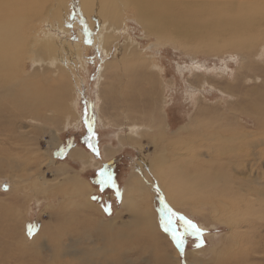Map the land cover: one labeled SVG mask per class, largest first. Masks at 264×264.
<instances>
[{
    "label": "rangeland",
    "instance_id": "rangeland-1",
    "mask_svg": "<svg viewBox=\"0 0 264 264\" xmlns=\"http://www.w3.org/2000/svg\"><path fill=\"white\" fill-rule=\"evenodd\" d=\"M27 1L24 23L18 27L21 37L17 43L21 47L19 51L8 49L10 55L18 56L17 62L11 65L10 78L28 82L35 76L30 81L34 87L51 92L50 95L57 89L63 92L58 104L40 105L34 120L28 116L9 120L8 111L13 109L7 110L5 104L12 97L1 98L6 108L3 106L0 110V264H114L116 256L111 250L106 249L103 263L100 255L93 253L91 239L98 235L94 228L87 229L82 222L83 212L89 213L86 220L95 224L111 220L118 226L129 224L139 212L152 218L158 235L155 243L137 239L140 247L131 241V249L128 246L127 250L121 249L116 264H264V145L254 150L260 157L253 168L258 180H262L258 184L251 186L238 174V171H248L246 163L238 166L235 155L222 153L218 157L227 162L216 167L221 172L216 175L218 180L214 179L215 168L207 174V185L215 186L199 189L208 197L206 200L192 194L189 184L176 182L173 179L176 171L171 165L165 170L169 173L159 175V186L147 173L138 176L150 187L147 193L137 196L134 189L123 192L128 182L137 184L133 174L138 164L152 160L162 149L170 158L173 154H183L173 157L175 164H172L186 162V167H190L188 162L193 155L186 147L195 131L201 133L194 135V142L206 141L204 136L209 134L216 137L221 130L227 137L246 132L264 134V129L258 126V117L246 111L249 98L256 92L264 93V24L252 30L248 40L231 39L206 46L202 39L179 36L185 31L180 32L178 27L165 28L161 36H156L122 0H88L97 5H114L120 11L121 22L115 36L108 40L111 46L107 52L102 44L91 39L96 33L85 27L87 21L77 22L73 0H66L67 30H58L43 13L49 2L53 5V0ZM161 1H170L171 5L156 9L160 16L168 19L177 16L176 24L179 19L191 20L189 30L199 24L197 19L203 15L202 8L193 12L183 10L182 6L180 12L176 11L180 5H174V0ZM209 1L204 5L211 14L206 16L210 20L216 13L223 14L224 7L233 3V0ZM242 3L236 1L238 6ZM257 13V18L264 17V10ZM51 34L53 43L66 41L71 47H77V54L53 61L46 70L36 71L42 64H38L34 54L26 53L25 44L32 41L40 55L38 47L41 50ZM119 49L132 55L123 53L124 57L118 59ZM60 61L61 67L57 66ZM238 109L246 112L238 113ZM203 113L207 115L202 116ZM24 124L26 131L22 128ZM133 127L135 136L131 135ZM159 131L162 136L157 135ZM67 150L83 156L70 158ZM251 150L241 148L244 162L255 159L249 155ZM114 161L119 165L110 166ZM58 169L66 170L67 175L58 177ZM102 169L114 182L103 189L99 184ZM67 176L75 178L80 185L78 197L73 196V190H68ZM45 188L51 193L44 192ZM151 188L159 193L152 192ZM215 189L217 194H213ZM63 193L70 195L68 202L64 201ZM127 193L135 201L133 211H125L123 207ZM63 202L67 209L61 206ZM165 205L203 230V246L196 247L199 239L186 235L181 255L171 233L165 231L170 215ZM30 226L32 235L28 232ZM174 226L183 231L179 219L174 220Z\"/></svg>",
    "mask_w": 264,
    "mask_h": 264
},
{
    "label": "bare ground",
    "instance_id": "bare-ground-1",
    "mask_svg": "<svg viewBox=\"0 0 264 264\" xmlns=\"http://www.w3.org/2000/svg\"><path fill=\"white\" fill-rule=\"evenodd\" d=\"M53 1H54L53 5H52V3L49 2V4L47 5L48 7L46 8V10L43 13H44V15H46L47 19L48 18L50 19V21L52 22V25L54 24V27H56L58 30H61V29L67 30V2H66V0H53ZM206 1L210 3L209 0H192V1H190V0H174V5H177V4L180 5V7L176 8V11L178 10L181 12L182 6L184 7L183 10H189V11L196 10L199 7L202 8V14L203 15L201 16V18L197 19V22H199V24L192 25L190 30H189V24L188 23H191L190 22L191 20H189V22H188V21H184V20L179 19L178 24H176V22L174 20L176 18L178 20L177 16L175 19L173 17H172L173 19H168V18L160 16L157 13L156 9L160 10L159 8L161 6L167 7V6L171 5L170 1L164 2L161 0H122V2L125 3V5L132 7V9L137 12L139 20L143 23H146V28L151 33H154L156 36H158V37L161 36L160 32L165 28L173 27L176 29L178 27L180 29L179 30L180 32H182V30L185 31L184 33L180 34L179 36H182V38L183 37H187V38L193 37L196 39H202L204 42L203 45H206V46L208 44L212 45V44L221 43L222 41H225V40L231 41V39L239 40L241 38L242 40L243 39L248 40L247 38H250V36H248V35H250V32L252 30H254L258 25L261 26L264 24V17H262V18L260 16H259L260 18L256 17V13L258 11L264 10V0H241V1H243V3L239 4V6L236 5V1H238V0H233V3L228 8H225L223 6L225 9L223 14H222V12H220V14L216 13L217 16L212 20H210V18L207 19V17H206V16L210 17L209 15H211V14H209V10L207 8H205ZM215 1L216 0H214V2ZM27 2H28L27 0H0V110H2L5 106L7 107V110L13 109L12 112L8 111L9 114H7V116L9 117L8 119L13 120V121L17 120L19 117L24 118L27 116H28V118L30 117L31 119L34 120V117H36L35 113H37L36 110L40 105L41 106L43 105L45 107H47V106L50 107L53 104H58L59 98L62 96V92H63V89H60V90L57 89L56 92H54V93H52V95H50L51 92L41 91L42 89L40 90V87L39 88H38V86L34 87L32 85V83L30 82L31 79L34 80L33 78L35 77L32 75H31L32 76L31 79L27 80L28 82H21L20 79H18V80L13 79V81H12V78H10V76H12L11 75L12 73L10 71L11 65L13 64V62H17L18 56L13 57V55H10L11 51H8V49H10V47H11V49H14V50L16 49L15 51H19V49L21 47L20 43L19 44L17 43L19 41L18 38L21 37V32H20L21 30H19L20 28H18V27L23 25V23H24L23 20L25 19L26 14H23V13H26L25 11H26ZM73 3H74V10L73 11H74V14L76 16L75 18H77V22L87 21V22H85V23H87V24H85V25H87L85 27L96 33L92 36L91 39L93 41H98L100 44H102L103 48L108 52L110 49V46H111V41H108V40H111L115 36L114 34L119 27V22H121L119 9L117 7H115L114 5H107V4L97 5V4L89 2L88 0H73ZM126 3H129V5ZM34 5H36V4H34ZM209 7H211V6H209ZM42 8H44V7H42ZM199 9H197L196 11L199 12ZM213 9H214V7H213ZM219 10H221V7ZM239 13L241 14V16H239ZM21 14H23L24 16H22V17L18 16ZM176 14H177V12H176ZM195 14H196V12H195ZM223 15L225 17H223ZM193 16H194V14H193ZM214 16H215V14H214ZM94 19H96V20H94ZM98 31L100 32L99 34L97 33ZM246 36H248V37H246ZM172 37H173V35H172ZM176 38H177V35H176ZM53 40H54V38H53V35L51 34L48 36V39L45 41L43 48L40 50V48L38 47V51H40L39 53L41 55V58H40V55L38 54V52L34 49V46L36 44H34L32 41L31 42L28 41V43L25 44V45H27L25 47L26 53L34 54L36 60L39 62L38 64H40V63L42 64L41 66L38 65L36 67V71L41 70V68H45V70H46V69L50 68L51 63L53 61L58 62L57 60L63 59L64 57L70 58L72 55L77 54L76 53L77 47H75V46L71 47L68 44V42H66V41H64L60 44H57L55 42L53 43ZM12 43H13V45H12ZM225 43H226V41H225ZM234 44H235V42H234ZM226 46H228V45H226ZM224 48H225V45H224ZM120 50L121 49L118 50L120 52L118 59H121L124 57L123 53L129 54L130 56L132 55L131 53L121 52ZM119 52H117V53H119ZM70 63H72V62H70ZM61 64L62 63L60 61L57 66L61 67ZM16 65H17V63H16ZM53 69H54V67H53ZM63 71H65V70H63ZM71 72H74V71L72 70ZM70 75H71V73H70ZM100 79H101V77H100ZM259 92H261V91H259ZM259 92L258 93L256 92L257 94L255 93L253 95V97L249 98V101L251 103L249 102V106H247L248 108L246 107V111L249 112V114H253L254 116L258 117V121H257L258 126H259V128H261L263 130L264 129V118H263L264 116L262 117V113L264 112V93L259 94ZM3 96L12 97L11 101L8 104H5V106L1 102V98ZM97 97H99V96L97 95ZM7 102H8V100H7ZM3 103H5V102H3ZM237 106H239V105L237 104ZM14 108H16V111H14ZM57 109H59V108H57ZM242 111H244V110H242ZM242 111H240L239 109L237 110L238 113L239 112L242 113ZM246 111H244V112H246ZM201 115H199V116H201ZM205 115H207V113L202 115V116H205ZM199 116H197V118ZM155 118H153V119H155ZM215 118H217V117H215ZM151 121H152V119H151ZM159 125H160V123H159ZM22 128L25 130V129H27V126H25V124H24L22 126ZM165 128H166V126H165ZM135 130H136L135 127L131 128V131H132L131 135L135 134L134 133ZM199 131L193 132L194 134H193L192 138H190L189 141L186 140L187 141V147L186 148H189L190 153H192L191 155H193V158H191L188 162L190 167H186V165H185L186 162L180 163L181 161H178V160L177 161L180 164L174 165L175 163L173 161H175V160L173 159V157H177V155L182 156L183 154H181V153H179L177 155L173 154V157L170 158V157H168L169 153L166 154L167 152L164 149H162V151L159 153V155L153 156L152 160L141 161L138 164V166L135 169L134 174H133V176L135 178H137V184L134 185L131 181L128 182L129 184L125 187L123 192L126 193V192H129L131 189H134V190H136L137 196H139V194L144 193V192L147 193L149 191L148 189H150V187L148 186V184L144 183V181L138 176H140V175L143 176L144 173H147V174L151 175L149 177V179H152L153 182L155 184H157V186H159V182H161L159 175L163 172H166L165 171L166 167H169V165H171L172 167H174V169L176 171L175 175L171 174L174 176L173 179L176 180V182H178V183L182 182L185 185L189 184L188 189L191 190V193L193 192L192 194L201 198L204 194H201L199 192V189L206 188L208 186L211 187L212 185L215 186L214 184L207 185L209 182V180L207 179V174H209L210 171H212L214 168L216 169L218 164L220 165L222 163L227 162V160L221 161V159L218 157V154H222V153L226 154V155H230V156L235 155L238 166H242L243 163L247 164V170L248 171H246L245 173L238 171L239 172L238 174L241 176L243 175V179H245L249 185L252 186V184H258L260 181H262V180H258L257 172L255 173L253 171V168H255L254 164H255L256 160L260 158L254 152V150L257 147H259L260 145H262V146L264 145V141H261V136H264V134L258 135V133H257V135H255L253 132L252 133L246 132V133H241V134H236V135L234 134V137H227V136H223L224 133H222L221 132L222 130H221L218 132L219 134L218 135L216 134L217 136L213 137V138L210 137V134L205 135L204 137H205L206 141H204V142L192 141V139H194L195 136H198L199 133H201ZM201 131H202V129H201ZM186 134H187V132H186ZM157 135L162 136V133L159 131V134H157ZM228 136H230V134H228ZM136 138H137V136H136ZM7 139H8V137H7ZM135 141H137V140H135ZM211 142H213V143H211ZM174 146H173V148H174ZM243 147H248L249 149H252L251 150L252 153L249 155H254V157H255L254 160H252V161L248 160V162L247 161L244 162L245 159L242 158L241 151H240L241 148H243ZM174 151H176V149ZM236 151H238V152H236ZM67 154L70 158L72 157V158H79L80 159L83 156L82 153L76 152L73 150H69L67 152ZM184 156L188 157V155H184ZM203 158H205L206 161H204ZM181 159H184V158L182 157ZM172 162L174 164H172ZM231 162H230V164H231ZM257 163L259 164V162H257ZM228 165H229V163H228ZM171 166L169 168H171ZM154 167H157V168L154 170L153 169ZM218 172L221 173L219 171V168L214 171L215 181L218 180V178L216 177ZM56 175L58 177H64L65 175H67V171L64 169H58L56 171ZM168 175H170V174H168ZM167 176H165V177H167ZM66 178H69V179H65V181L67 182V185H68L67 186L68 190H73L74 191L73 196L78 197L77 190L80 187V185L77 184L78 183L77 180L75 178L70 177V176L69 177L67 176ZM229 178H231V177H229ZM169 179L170 178H167V180H169ZM214 179H212V181H214ZM164 182H166V181H164ZM219 182H221V180ZM178 183H176V185ZM221 184H222V182H221ZM171 185H172V183H171ZM171 185H168V186H171ZM185 185L182 184V186H185ZM234 185H235V183H234ZM175 187H177V186H175ZM255 187H254V189H256ZM182 188L183 187H181L180 190L183 192ZM185 188L186 189H184V191H187L188 190L187 187H185ZM151 189H152V192L157 191V190H155L156 188L155 189L151 188ZM217 191L218 190L215 189L213 191L214 192L213 194H217L216 193ZM44 192L51 193V190L45 188ZM157 192L159 193V190ZM255 192L256 191H254L253 193H255ZM222 193H224L223 190H222ZM257 193H258V191H257ZM69 196L68 195L65 196L63 193V198H64L65 202H68V199H70V198H67V197H69ZM203 197H205V196H203ZM212 197H214V196L212 195L211 198ZM229 198L230 197L228 196L227 199H229ZM204 199L206 200V199H208V197H205ZM232 201H233V198H232ZM224 202H226V201H224ZM233 203H235V202H233ZM122 204H123V207L125 208V211H133L134 210L135 201L133 200V198L128 193L124 195ZM227 204H229V202ZM61 206L65 209H67L66 205H64V202L61 203ZM230 209H232V207ZM241 209H242V207H241ZM228 211L230 213L229 209H228ZM222 212L225 213L224 210ZM222 212H221V214H222ZM82 215L84 217V219H82V222L85 223V226L87 227V229H93L94 228L97 231L96 233L98 236H95L94 238L91 239V241L93 242V247H91V248H93L94 254L100 255L99 258L101 259L102 263H103V261H105L104 256L108 253L107 250H111V252L115 254L116 260L114 261V264H116V263H118V257L120 255L119 253L121 251H123L121 249H125V250H127L128 248L131 249V247H130L131 241H133L135 244L140 246V243L138 242L137 239H139V241L140 240L145 241V243L150 242L151 245L154 244L155 241L157 240L158 235H157V233L153 227V223L151 221L152 218L147 213H143V212L140 213L139 212L131 220V222L129 224H124L121 226L120 225L118 226L114 220H111L109 222L102 223V224H95V222L90 223V221L86 220L87 217L90 216V214L87 212H83ZM61 222H63V221H61ZM86 227H85V229H86ZM83 229H84V226H83ZM94 235H96V234H94ZM138 235H141V236L137 238ZM76 242L77 241H75L73 243H68L67 245L69 246L70 244H74ZM96 243H100L103 245H102V247H99L98 244H96ZM127 246H128V248H127ZM148 246H149V244H148ZM140 247H142V246H140ZM155 257H157V256H155ZM156 261L159 262L158 260H156ZM108 263H110V262H104L103 264H108ZM110 264H112V263H110Z\"/></svg>",
    "mask_w": 264,
    "mask_h": 264
},
{
    "label": "snow or ice",
    "instance_id": "snow-or-ice-1",
    "mask_svg": "<svg viewBox=\"0 0 264 264\" xmlns=\"http://www.w3.org/2000/svg\"><path fill=\"white\" fill-rule=\"evenodd\" d=\"M89 43L91 41H88ZM96 151V149H93ZM101 179L99 180V183L101 185V188L106 184L114 183L112 181V178L110 175H106L105 171L102 169L99 173ZM7 186H5V189ZM95 198V197H94ZM165 209L168 213H170L169 217L166 220L167 227H165V231H169L171 233L172 239L174 240L177 248L180 250L181 255H183L184 252V245H185V236L186 235H194L199 239V243L196 245V247L203 246V230L199 228L196 224H194L191 220H188L186 217L179 215L178 213L173 212L171 209L165 205ZM106 211H109L110 209H105ZM179 219L182 221L183 224V231L178 230L174 226V220ZM29 235L33 234V229L30 226L28 229Z\"/></svg>",
    "mask_w": 264,
    "mask_h": 264
},
{
    "label": "flooded vegetation",
    "instance_id": "flooded-vegetation-1",
    "mask_svg": "<svg viewBox=\"0 0 264 264\" xmlns=\"http://www.w3.org/2000/svg\"><path fill=\"white\" fill-rule=\"evenodd\" d=\"M116 165H119V164H118V162H115V161H114V162L111 163L110 166H116ZM104 169H106V168L104 167ZM116 174H117V173H115V175H116ZM113 175H114V174H113ZM113 178H115V177H113ZM99 184H100V183H99ZM98 187H99V186H98ZM100 187H101V185H100ZM105 204H106V203H105Z\"/></svg>",
    "mask_w": 264,
    "mask_h": 264
}]
</instances>
